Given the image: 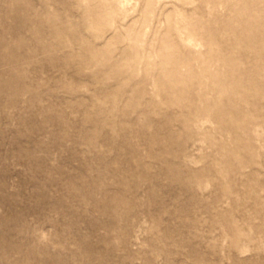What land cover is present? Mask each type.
Returning a JSON list of instances; mask_svg holds the SVG:
<instances>
[{
    "label": "rangeland",
    "instance_id": "rangeland-1",
    "mask_svg": "<svg viewBox=\"0 0 264 264\" xmlns=\"http://www.w3.org/2000/svg\"><path fill=\"white\" fill-rule=\"evenodd\" d=\"M0 264H264V0H0Z\"/></svg>",
    "mask_w": 264,
    "mask_h": 264
}]
</instances>
